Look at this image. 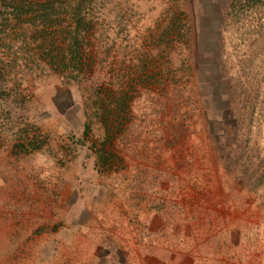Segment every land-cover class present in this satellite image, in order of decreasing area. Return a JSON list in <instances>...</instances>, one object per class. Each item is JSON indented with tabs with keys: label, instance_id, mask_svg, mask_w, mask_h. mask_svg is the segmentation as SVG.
Returning <instances> with one entry per match:
<instances>
[{
	"label": "rangeland",
	"instance_id": "obj_1",
	"mask_svg": "<svg viewBox=\"0 0 264 264\" xmlns=\"http://www.w3.org/2000/svg\"><path fill=\"white\" fill-rule=\"evenodd\" d=\"M11 3L0 264H264V0Z\"/></svg>",
	"mask_w": 264,
	"mask_h": 264
},
{
	"label": "trees",
	"instance_id": "obj_2",
	"mask_svg": "<svg viewBox=\"0 0 264 264\" xmlns=\"http://www.w3.org/2000/svg\"><path fill=\"white\" fill-rule=\"evenodd\" d=\"M17 0H11V4H15ZM31 5L33 4H37L38 6H42V7H46V6H51L53 7L55 0H28ZM66 1H70V0H66ZM72 16L75 17L76 22L77 23H81L84 20V16L78 14V13H72ZM73 35H70V40L72 42H74L75 44L78 43L81 40V34L80 31L78 30H74ZM110 93H109V97H112L113 95H115V92L112 91L111 89H109ZM117 105V104H116ZM126 107V106H125ZM118 108V105H117ZM126 109H128L126 107ZM103 110L105 111V114L103 116H101L99 122L102 125V128L104 129V142H103V147L100 148L101 150V154H99V159L100 157H102L105 149L104 146L109 143L111 144L113 142V140L116 138V136L120 133L121 128L123 130V119L119 118V116L117 115V118H114V115H116V111L114 110L113 107L109 106V104H107L106 102L103 103ZM124 111L125 113V109L123 108L121 113ZM90 130V121H88L85 124V128H84V134L86 135L87 132ZM7 259V258H6Z\"/></svg>",
	"mask_w": 264,
	"mask_h": 264
}]
</instances>
